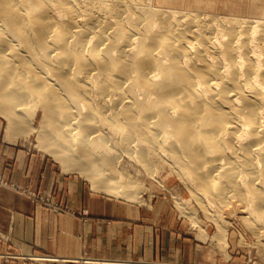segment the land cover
Wrapping results in <instances>:
<instances>
[{"label":"bare ground","instance_id":"obj_1","mask_svg":"<svg viewBox=\"0 0 264 264\" xmlns=\"http://www.w3.org/2000/svg\"><path fill=\"white\" fill-rule=\"evenodd\" d=\"M186 4L0 0L5 138L35 133L62 171L126 198L107 168L157 159L249 226L264 216V20Z\"/></svg>","mask_w":264,"mask_h":264},{"label":"rangeland","instance_id":"obj_2","mask_svg":"<svg viewBox=\"0 0 264 264\" xmlns=\"http://www.w3.org/2000/svg\"><path fill=\"white\" fill-rule=\"evenodd\" d=\"M200 1L198 6L193 4L194 0H185L186 7L194 12L199 11L205 14H234L240 18L264 20V0ZM32 116L30 115V118ZM39 119L38 111L33 117L34 124H37ZM5 125V120L0 116L1 144L12 145L39 158L43 157L54 166L57 173L81 179L83 188L87 191L118 200L120 208L127 206L129 210H138L139 217L137 211L128 213L131 219L126 221L131 225L126 228L127 232L134 235V228H139L137 225H140L144 226L141 230L149 231L151 242H181V244L175 249L167 248V257L178 259L176 262L92 256L84 252L75 256H61L39 248L32 241L14 242L12 220L6 230L0 231V264H264V216L258 218L256 222L253 221L249 226L242 221H239L238 225L234 224L235 218L242 214L238 211H230L226 206L211 205V207L208 204L206 207L208 199H197L185 180L168 167L162 166L157 159L152 162L150 174L144 170L138 159L131 157L120 160V164L119 162V165L117 164L119 168L109 166L107 170L110 172L105 171L108 177L113 175L114 168L122 171L119 183L123 185V189L127 187L126 190L132 193L134 198L114 196L104 188L92 189L89 178L79 175L78 172L62 171L51 156L38 150L35 146V133H30L28 136L22 135L16 141H9L5 138ZM0 186L25 197L35 206L48 210L52 214H72L84 220L90 213L84 206L71 208L66 200H54L41 191L22 187L1 175ZM195 224L206 231L207 236L198 235L200 230ZM223 239H227V242H223ZM137 241L136 235L134 242ZM129 242H132V239H129ZM240 246L248 250L243 251Z\"/></svg>","mask_w":264,"mask_h":264},{"label":"crops","instance_id":"obj_3","mask_svg":"<svg viewBox=\"0 0 264 264\" xmlns=\"http://www.w3.org/2000/svg\"><path fill=\"white\" fill-rule=\"evenodd\" d=\"M0 175L54 200H66L71 208L84 206L90 212L84 220L72 214H52L0 186V231L13 220L14 242L32 241L61 256L84 252L92 256L178 261L166 253L167 248L175 249L181 242H151L149 231L144 232L140 225L134 228V235L127 232L131 225L126 221L131 219L128 213L137 211L139 217L138 210L120 208L118 200L87 191L81 179L57 173L43 157L0 143ZM136 235L138 241L134 242Z\"/></svg>","mask_w":264,"mask_h":264}]
</instances>
